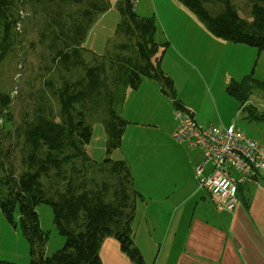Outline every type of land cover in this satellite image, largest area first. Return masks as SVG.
Masks as SVG:
<instances>
[{"label":"rangeland","instance_id":"374dc122","mask_svg":"<svg viewBox=\"0 0 264 264\" xmlns=\"http://www.w3.org/2000/svg\"><path fill=\"white\" fill-rule=\"evenodd\" d=\"M230 2L241 17H250V0ZM131 3L140 18H153L154 41L165 43L160 68L172 82V94L167 87L148 78H144L136 89L125 90L123 100L115 105V111L126 125L119 147L108 155L112 160L126 163L133 188L137 187L143 193V200L136 202L132 230L134 244L142 249L145 260L149 261L160 245L179 246L181 236L179 232L173 236L174 229H184L194 211L197 213L202 207L207 212L212 208L208 193L198 189L194 166L190 173L187 165V161L198 156L199 152L173 138L178 126L175 102L189 111L197 122L233 124L264 147V119L249 118L247 110H241L239 102L226 91L232 81L240 82L245 75L264 83V51L212 35L179 0H131ZM16 4L19 20L13 27L16 42L0 60V93L9 98V104L0 114V162L5 164V156L8 157L15 176L25 169L38 167L35 164L28 168L22 162L27 147L20 134V125L30 120L38 106L47 118L62 124L56 91L65 85H69L71 91L75 82H86L82 67L66 70L51 61L53 54L46 47L47 37L41 38L46 24L41 6L34 0H17ZM204 6L209 12L219 8V4L206 3ZM119 21V12L114 1L110 0L109 8L93 17L81 44L84 64L102 69L98 74L102 83L94 92L73 103L70 109L73 121L82 115L92 128L89 143L83 148L85 159L83 155L73 160H64L61 155L59 158L64 169L73 165L84 171L87 177L97 175L94 162L99 163L107 156L101 114L99 110L89 111V101L94 97L103 98L111 89L110 55L132 54V44L137 39L135 32L125 36L117 31ZM244 105H252L264 113V88L252 89ZM40 152L39 160H47V148L42 146ZM63 152V155L67 154L69 148L65 147ZM48 171L53 174L51 167ZM40 174V182L48 188L49 177ZM261 174L263 178L264 173ZM192 189L195 194L186 199ZM35 211L40 228L48 233L43 250L44 255L49 256L62 247L64 239L55 228L49 205L40 203ZM14 220L15 227L0 212V264L29 263V244L19 230L17 213Z\"/></svg>","mask_w":264,"mask_h":264},{"label":"trees","instance_id":"16d2710c","mask_svg":"<svg viewBox=\"0 0 264 264\" xmlns=\"http://www.w3.org/2000/svg\"><path fill=\"white\" fill-rule=\"evenodd\" d=\"M113 1L120 15L117 31L125 36L135 32L137 39L132 44V54L110 55L108 69L111 89L103 98L94 97L89 101V111L99 110L101 114L100 122L106 132L107 156L99 163L94 162L97 175L87 177L84 171L73 165L68 170L64 169L60 165L59 155L64 160L84 156L83 148L90 140L91 125L82 115L73 121L70 109L73 103L94 92L102 83L98 76L102 69L84 64L81 44L93 17L105 12L110 6V0H34L41 6L46 18L41 38L47 37L46 47L53 54L51 61L66 70L82 67L86 82H75L71 91L69 85L56 91L61 105L62 124L47 118L38 106L30 120L20 125V134L27 147L22 162L28 168L37 164L35 170L25 169L15 176L8 157L5 156L6 168L0 162V212L14 227V214L17 213L19 230L29 244L28 264H101L99 248L105 237L115 238L120 251L134 264H145L134 244L132 230L136 202L143 200V196L133 188L126 163L123 160H112L108 156L119 147L126 125V121L117 115L115 105L123 100L126 89H136L144 78L164 85L171 94L172 82L160 68L165 43L154 41L153 18H140L136 15L131 0ZM179 1L212 35L264 51V0H250L248 19L240 16L230 0ZM16 2L0 0V60L16 42L13 31L19 21ZM206 3L213 6L219 4V8L209 12L204 6ZM69 7L75 9L69 10ZM255 88H264V83L251 75H245L240 82L232 81L226 91L239 102L241 110H247L249 118L262 120L264 113L258 112L252 105H244L250 91ZM8 104L7 95L0 93V114ZM175 106L176 109L185 110L176 102ZM42 146L49 151L45 153V161L39 160ZM65 147L70 152L63 155ZM50 167L53 169L52 175L48 171ZM40 173L49 177L48 188L40 182ZM40 203L50 206L55 228L64 239L62 247L49 256H45L43 250L48 233L40 228L35 211Z\"/></svg>","mask_w":264,"mask_h":264},{"label":"crops","instance_id":"0c3cea01","mask_svg":"<svg viewBox=\"0 0 264 264\" xmlns=\"http://www.w3.org/2000/svg\"><path fill=\"white\" fill-rule=\"evenodd\" d=\"M197 151L199 155L187 161L190 173L193 166L195 168L201 161L200 151ZM135 189L143 196L140 189L137 187ZM194 194L195 189H192L185 198L192 197ZM209 200L212 208L210 207L207 212L202 207L199 208L197 213L195 211L192 213L184 229H174L176 233L174 232L173 236H176L178 232L181 236L177 248L173 245L164 247L160 245L152 259L146 261L142 249L137 247L144 263L264 264V177L262 178V174L238 185L236 202L231 209L217 206L210 195ZM99 258L101 264H134L120 251L118 242L113 237H105L102 240Z\"/></svg>","mask_w":264,"mask_h":264},{"label":"built area","instance_id":"2783aa9c","mask_svg":"<svg viewBox=\"0 0 264 264\" xmlns=\"http://www.w3.org/2000/svg\"><path fill=\"white\" fill-rule=\"evenodd\" d=\"M178 126L173 138L201 153L194 174L217 206L231 209L238 185L264 173V147L247 137L233 124L197 122L186 110L176 109Z\"/></svg>","mask_w":264,"mask_h":264}]
</instances>
